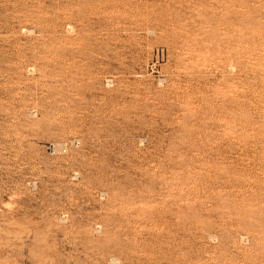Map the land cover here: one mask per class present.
<instances>
[{
	"label": "rangeland",
	"instance_id": "374dc122",
	"mask_svg": "<svg viewBox=\"0 0 264 264\" xmlns=\"http://www.w3.org/2000/svg\"><path fill=\"white\" fill-rule=\"evenodd\" d=\"M0 264H264V0H0Z\"/></svg>",
	"mask_w": 264,
	"mask_h": 264
}]
</instances>
